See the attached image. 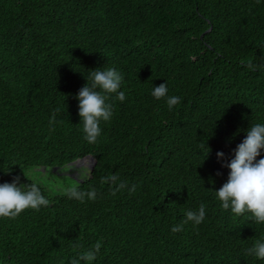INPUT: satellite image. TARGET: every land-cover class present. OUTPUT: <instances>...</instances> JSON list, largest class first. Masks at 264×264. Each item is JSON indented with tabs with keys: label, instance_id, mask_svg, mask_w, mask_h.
<instances>
[{
	"label": "trees",
	"instance_id": "1",
	"mask_svg": "<svg viewBox=\"0 0 264 264\" xmlns=\"http://www.w3.org/2000/svg\"><path fill=\"white\" fill-rule=\"evenodd\" d=\"M248 60L264 65V0H0V183L20 176L51 201L0 218V264H70L98 240L93 264H264L245 255L264 224L215 196L230 172L217 152L230 162L264 124V69ZM104 68L121 72L127 99L110 97L113 117L89 144L75 97ZM166 82L181 97L172 111L151 95ZM110 174L136 192L112 195ZM73 185L96 200L69 199ZM201 203L205 220L173 234Z\"/></svg>",
	"mask_w": 264,
	"mask_h": 264
},
{
	"label": "clouds",
	"instance_id": "2",
	"mask_svg": "<svg viewBox=\"0 0 264 264\" xmlns=\"http://www.w3.org/2000/svg\"><path fill=\"white\" fill-rule=\"evenodd\" d=\"M246 66L250 71L264 69V65L254 64L251 60L247 61ZM86 79L87 83L80 88L75 98L79 101L78 114L81 118L83 139L89 144H96L102 134L101 122H109L113 117V104L109 102L110 97L114 94L115 99L122 103L127 99L125 92L121 91L124 77L115 68H104L103 70H91ZM168 91L167 82L161 83L153 87L151 95L156 100H165L169 111H172L181 103V97L169 96ZM59 111V108L55 109L49 119L50 132L55 131V125L62 123L57 120ZM200 148L210 149L204 143L200 144ZM262 150H264V124L256 123L250 126L246 137L233 150V158L230 162L226 161L224 152H217L218 162L225 161L222 166L230 169L227 181L215 190L217 200L222 209L230 210L237 217L250 214L257 225L264 224V158L257 159L261 156ZM210 151H207V156ZM94 162L95 159L91 157L78 159L74 164L86 165L88 163L89 169H92ZM75 173H77L76 170ZM24 175L28 178L25 172ZM217 175H222V173L217 172ZM109 183L113 185L112 195L125 189L130 195L136 192L135 184L129 187L116 174L101 177V184ZM64 195L83 203L85 198L95 201L98 193L95 188L81 191L78 186L73 185L64 190ZM50 204V199L43 194L36 183L22 184L20 176L13 177L10 183H0V218L14 220L25 210L32 209L38 212L42 207H48ZM205 217L206 206L201 203L197 210H187L185 219L180 224H174L171 232L173 234L182 232L184 225L189 222L198 226L205 220ZM82 247L80 244L74 245V249ZM102 247V241H96L88 249L77 252L70 260V264H82V262L93 264L100 255ZM245 255L264 260V238L255 239L253 246L245 249Z\"/></svg>",
	"mask_w": 264,
	"mask_h": 264
},
{
	"label": "rangeland",
	"instance_id": "3",
	"mask_svg": "<svg viewBox=\"0 0 264 264\" xmlns=\"http://www.w3.org/2000/svg\"><path fill=\"white\" fill-rule=\"evenodd\" d=\"M84 167H81L80 165H79V170L78 171H76L77 173H75V172H72V174H74V176L75 177H77V178H81V176H86V175H88V169H89V164L87 163L86 165H83ZM81 172H82V175H81ZM82 179V178H81Z\"/></svg>",
	"mask_w": 264,
	"mask_h": 264
},
{
	"label": "water",
	"instance_id": "4",
	"mask_svg": "<svg viewBox=\"0 0 264 264\" xmlns=\"http://www.w3.org/2000/svg\"><path fill=\"white\" fill-rule=\"evenodd\" d=\"M93 168H94V167H93ZM93 168H92V169H93Z\"/></svg>",
	"mask_w": 264,
	"mask_h": 264
}]
</instances>
